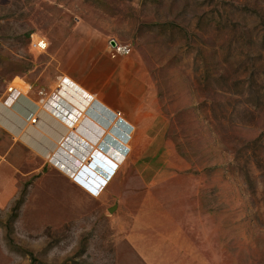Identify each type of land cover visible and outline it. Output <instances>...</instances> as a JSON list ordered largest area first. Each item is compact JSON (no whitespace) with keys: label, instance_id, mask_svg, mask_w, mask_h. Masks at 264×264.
<instances>
[{"label":"rangeland","instance_id":"1","mask_svg":"<svg viewBox=\"0 0 264 264\" xmlns=\"http://www.w3.org/2000/svg\"><path fill=\"white\" fill-rule=\"evenodd\" d=\"M88 41L129 56L111 74L126 161L92 196L57 138L29 135L0 264H264V0H0V111L11 84L35 109H5L39 123L37 92L64 88Z\"/></svg>","mask_w":264,"mask_h":264},{"label":"crops","instance_id":"2","mask_svg":"<svg viewBox=\"0 0 264 264\" xmlns=\"http://www.w3.org/2000/svg\"><path fill=\"white\" fill-rule=\"evenodd\" d=\"M98 45L97 42L88 41L86 56L64 57L63 70L67 75L62 76L64 88L61 89L58 85L55 91L50 92L51 95L45 103L44 98H40V101L39 97L37 98L42 106L39 114L41 120L36 125L27 126L14 112L2 107L4 110L0 111V209L7 208L17 195L23 176L20 152L26 138L33 133L38 137L47 135L51 143L57 138L56 140L63 144L62 150L67 156L63 157V163L60 161L62 167L72 173L71 180L79 188L92 196H98L112 183L119 168L124 165L130 149L128 148L118 160L119 155L112 150V144L121 141L120 126L126 124L120 117L121 110H129L132 106L128 91L112 88L116 83L112 80V72L120 69L126 71L124 66L127 65L129 56L121 54L113 58L105 51H101ZM21 103H26L32 110L35 109L34 100L24 93L12 109L17 110L18 104ZM96 112L102 114L100 119L103 124H108L106 128L99 126L100 124L92 118ZM123 117L132 123L128 115L123 114ZM36 122L37 120L34 123ZM99 130L101 132L97 135L96 131ZM131 131L132 126L129 125L128 137ZM87 137L92 142L88 141ZM57 154L58 152L55 155ZM110 163L118 165L115 171L110 167ZM104 182L108 184L105 186Z\"/></svg>","mask_w":264,"mask_h":264},{"label":"built area","instance_id":"3","mask_svg":"<svg viewBox=\"0 0 264 264\" xmlns=\"http://www.w3.org/2000/svg\"><path fill=\"white\" fill-rule=\"evenodd\" d=\"M111 44L114 45V47H116L115 43H111ZM31 45L37 51H44L47 47V42L44 38H38V39L32 41ZM119 48H121V47H116V50L119 51ZM127 51H128V49H126V52ZM59 77H62V76H59ZM58 82H59V80H58ZM37 93L39 96V101L41 100L40 98H44V92L42 90H39ZM20 96H21V91L19 90V88L14 86V85L9 84V85H7V87L4 91L3 98H2V104L7 105V107H10L20 98ZM7 102H9V103L7 104ZM32 119H36V118H31L30 120H32Z\"/></svg>","mask_w":264,"mask_h":264},{"label":"bare ground","instance_id":"4","mask_svg":"<svg viewBox=\"0 0 264 264\" xmlns=\"http://www.w3.org/2000/svg\"><path fill=\"white\" fill-rule=\"evenodd\" d=\"M8 103H9V102H7V104H8ZM2 105H3V104H2ZM4 107H7V105H4ZM32 118H33V117H32ZM35 120H36V119H32V120H30V122H31V123L33 122V123H34ZM108 164H109V163H108ZM110 165H111L110 167L112 168L113 171H115V170L117 169V167H118V165L115 164V163H113V164L110 163Z\"/></svg>","mask_w":264,"mask_h":264}]
</instances>
